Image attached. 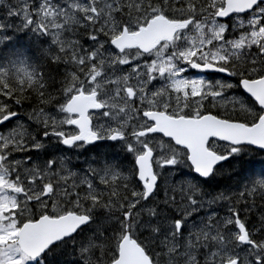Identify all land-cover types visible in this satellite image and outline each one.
I'll return each mask as SVG.
<instances>
[{"label": "snow or ice", "instance_id": "1", "mask_svg": "<svg viewBox=\"0 0 264 264\" xmlns=\"http://www.w3.org/2000/svg\"><path fill=\"white\" fill-rule=\"evenodd\" d=\"M0 264H264V0H0Z\"/></svg>", "mask_w": 264, "mask_h": 264}, {"label": "trees", "instance_id": "2", "mask_svg": "<svg viewBox=\"0 0 264 264\" xmlns=\"http://www.w3.org/2000/svg\"><path fill=\"white\" fill-rule=\"evenodd\" d=\"M97 151L103 152V151H109V150L103 149V148H99V149H97ZM245 163L247 164L248 162H245ZM259 164H260V158L259 157H256L254 160L251 161V165H254L256 167H259ZM222 182H227V177L226 176H225L224 180H222Z\"/></svg>", "mask_w": 264, "mask_h": 264}, {"label": "bare ground", "instance_id": "3", "mask_svg": "<svg viewBox=\"0 0 264 264\" xmlns=\"http://www.w3.org/2000/svg\"><path fill=\"white\" fill-rule=\"evenodd\" d=\"M225 177L220 178L221 180H224Z\"/></svg>", "mask_w": 264, "mask_h": 264}, {"label": "flooded vegetation", "instance_id": "4", "mask_svg": "<svg viewBox=\"0 0 264 264\" xmlns=\"http://www.w3.org/2000/svg\"><path fill=\"white\" fill-rule=\"evenodd\" d=\"M103 149H105V148H103ZM110 151V150H109Z\"/></svg>", "mask_w": 264, "mask_h": 264}]
</instances>
